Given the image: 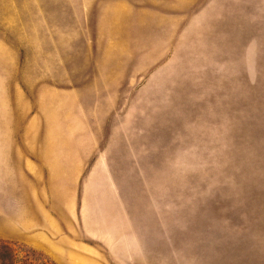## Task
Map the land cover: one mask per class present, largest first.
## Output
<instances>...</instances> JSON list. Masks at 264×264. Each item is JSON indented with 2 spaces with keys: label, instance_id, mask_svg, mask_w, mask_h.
Masks as SVG:
<instances>
[{
  "label": "rangeland",
  "instance_id": "374dc122",
  "mask_svg": "<svg viewBox=\"0 0 264 264\" xmlns=\"http://www.w3.org/2000/svg\"><path fill=\"white\" fill-rule=\"evenodd\" d=\"M0 264H264V0H0Z\"/></svg>",
  "mask_w": 264,
  "mask_h": 264
}]
</instances>
